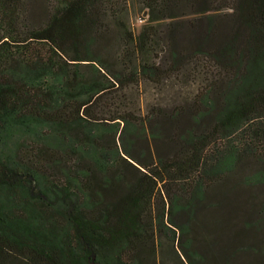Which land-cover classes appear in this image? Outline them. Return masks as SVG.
Masks as SVG:
<instances>
[{"label": "trees", "instance_id": "1", "mask_svg": "<svg viewBox=\"0 0 264 264\" xmlns=\"http://www.w3.org/2000/svg\"><path fill=\"white\" fill-rule=\"evenodd\" d=\"M138 2L0 0V264H264V0Z\"/></svg>", "mask_w": 264, "mask_h": 264}, {"label": "rangeland", "instance_id": "2", "mask_svg": "<svg viewBox=\"0 0 264 264\" xmlns=\"http://www.w3.org/2000/svg\"><path fill=\"white\" fill-rule=\"evenodd\" d=\"M39 3H37L38 5ZM126 17L124 14L121 15L120 19L126 22L129 29L134 35H138L142 27L148 24H155L148 21L147 10L138 2V0H126ZM41 4L38 5L39 16L41 20H45L46 16L41 13ZM37 11V12H38ZM223 12V11H222ZM42 14V15H41ZM168 21L164 22L167 23ZM164 23H159L158 25H164ZM113 26H117L116 23H112ZM111 45L117 44L118 39L116 37L110 38ZM112 51V49L110 50ZM109 53V50H108ZM197 84L187 82L185 84H179L177 81L167 82L161 86L142 83L137 87L135 97L139 100L140 109L143 114H146L151 107H163L170 103L175 104L178 99H184L185 97L193 96L197 92ZM135 175V171H133Z\"/></svg>", "mask_w": 264, "mask_h": 264}]
</instances>
